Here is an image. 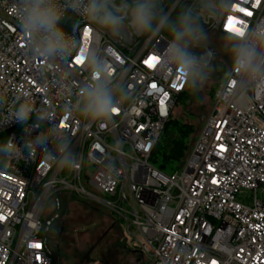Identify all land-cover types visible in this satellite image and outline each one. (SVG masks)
Returning <instances> with one entry per match:
<instances>
[{
  "label": "built area",
  "instance_id": "built-area-1",
  "mask_svg": "<svg viewBox=\"0 0 264 264\" xmlns=\"http://www.w3.org/2000/svg\"><path fill=\"white\" fill-rule=\"evenodd\" d=\"M177 2L166 12L172 15ZM18 4L0 0V95L7 101L0 120L22 99L52 119L35 130V115L28 125L0 127V141L12 136L20 145L0 161V264H53L44 214L62 191L111 212L126 247L150 256L151 264H264V200L238 199L264 187V76L241 78L231 66L186 164L166 173L151 157L187 83L178 70L145 61L162 54L170 38L140 37L121 49L69 12L63 26L77 50L67 60H46L33 54L19 27ZM229 17L264 44V0H232L220 25L226 35ZM81 50H95L128 93L107 121L85 122L64 109L89 79L86 60L76 63ZM50 127L58 135L30 157L24 141ZM66 154L74 164L59 163Z\"/></svg>",
  "mask_w": 264,
  "mask_h": 264
},
{
  "label": "clouds",
  "instance_id": "clouds-1",
  "mask_svg": "<svg viewBox=\"0 0 264 264\" xmlns=\"http://www.w3.org/2000/svg\"><path fill=\"white\" fill-rule=\"evenodd\" d=\"M202 9H215L213 0H196L194 5L182 7L174 18L161 7V0H19L17 19L22 32L29 37L33 54L46 60H67L77 50V40L63 26L69 12L86 19L92 31L100 35L125 33L133 38H155L166 32L170 39L163 53L158 55L160 66L165 70H178L184 81L195 89L210 78L211 61L215 56L204 43L207 34L201 22ZM253 37L254 34L244 30L242 34L230 33L226 37L233 70L249 80L264 76V44L258 45ZM201 47L203 52L194 51ZM81 55L88 64L89 79L64 109L85 122L107 121L128 93L122 89L121 77L110 70L95 50H81ZM6 102L0 95V105ZM51 119L47 112L35 109L22 99L0 120V127L13 121L23 125L32 121L30 127L35 130ZM56 135V127L39 131L24 141V148L34 157L37 149L47 150ZM63 147L67 148V144ZM18 151L20 145L15 137L0 141V161H7ZM59 163L63 166L75 161L66 154Z\"/></svg>",
  "mask_w": 264,
  "mask_h": 264
},
{
  "label": "rangeland",
  "instance_id": "rangeland-1",
  "mask_svg": "<svg viewBox=\"0 0 264 264\" xmlns=\"http://www.w3.org/2000/svg\"><path fill=\"white\" fill-rule=\"evenodd\" d=\"M177 12L172 14L173 18ZM163 34L170 38L168 33ZM208 37L215 44L216 52L211 76L202 86L195 89L188 86L187 92L176 101L159 139V142L165 139L167 144L179 139L180 127L185 137L190 138L188 158L211 112L216 90L232 66L227 35L218 31ZM169 170L168 173L175 172ZM255 194L264 200V187L257 192L243 191L238 199L246 201ZM59 205L60 217L52 223L48 239L52 251L58 253L56 264H151L150 256L126 247L122 223L106 208L83 201L68 191L59 194ZM56 212L57 201L51 197L46 203L45 219Z\"/></svg>",
  "mask_w": 264,
  "mask_h": 264
},
{
  "label": "trees",
  "instance_id": "trees-1",
  "mask_svg": "<svg viewBox=\"0 0 264 264\" xmlns=\"http://www.w3.org/2000/svg\"><path fill=\"white\" fill-rule=\"evenodd\" d=\"M188 86L189 85L187 84L185 91L182 94H180L179 97H181L182 95H184L187 92ZM179 97H178V99H179ZM179 129L178 130L181 134L179 136V139H173L172 142H170V144L165 143V139L161 142L158 141V143L155 146L154 151L152 153V157H151L152 163L157 168L161 169L162 171H164L166 173H168L170 171L169 169H171L172 171H176L177 169L183 168L184 165L186 164L185 161L189 155L188 149L190 146V138L188 136L189 140L187 141L188 138L185 137L184 131L181 130L180 127H179ZM185 133L187 134V132H185ZM159 155H160V157H159ZM53 264H56V263L53 262Z\"/></svg>",
  "mask_w": 264,
  "mask_h": 264
},
{
  "label": "water",
  "instance_id": "water-1",
  "mask_svg": "<svg viewBox=\"0 0 264 264\" xmlns=\"http://www.w3.org/2000/svg\"><path fill=\"white\" fill-rule=\"evenodd\" d=\"M231 1L232 0H220L218 15L214 18V23L206 30V34L213 31V30L220 31V25H221L222 19H223L225 13L227 12V10L229 8V4ZM73 33H76V28L73 30ZM124 34L125 33H121L120 35L114 36V35L105 33V35L111 37L114 40L115 44L119 48L127 49V44H133L134 41H131V40L129 41L128 39L124 38ZM125 35H127V34H125ZM138 43L134 44V47L131 49H128V51L132 52ZM55 199L57 201V212L45 219L44 227H43V233H44L43 239H44L45 248H46L47 253L53 258L54 263H57V261H58L57 254L58 253L52 251L51 247L48 245V238L51 236V233L49 231L51 224L53 223V221L56 218L60 217V214L58 213L59 206H60L59 205V194L55 195Z\"/></svg>",
  "mask_w": 264,
  "mask_h": 264
},
{
  "label": "flooded vegetation",
  "instance_id": "flooded-vegetation-1",
  "mask_svg": "<svg viewBox=\"0 0 264 264\" xmlns=\"http://www.w3.org/2000/svg\"><path fill=\"white\" fill-rule=\"evenodd\" d=\"M175 2H176V0H161V7L165 11H167ZM195 2H196V0H178V2L175 4V7H174V9L172 11V14L177 12L178 10H180L182 7H185L187 5H189V6L194 5ZM213 3L215 4V9H213L211 11H209L207 9H202L201 10V17H202L201 22H202L205 30H207L214 23V18L218 15V12H219L220 0H213ZM214 32H218V31L217 30H213V31L207 33V38L204 41V43L207 45V47L209 49H211L212 51L215 52V44L212 43V41L208 40V38H209L208 36L211 35ZM124 38L128 39L129 41L131 40V41H134V42H137L140 39V38H133V37H130V36L125 35V34H124ZM194 51H196L197 53H200V52L204 51V48L203 47L197 48V49H194ZM213 60H214V58L211 61V66L213 64Z\"/></svg>",
  "mask_w": 264,
  "mask_h": 264
},
{
  "label": "snow or ice",
  "instance_id": "snow-or-ice-1",
  "mask_svg": "<svg viewBox=\"0 0 264 264\" xmlns=\"http://www.w3.org/2000/svg\"><path fill=\"white\" fill-rule=\"evenodd\" d=\"M241 12H244L245 9L243 8H240L239 9ZM248 15H251V13H247ZM238 23H242V21H235V18L234 17H229L228 19V22L226 24V28L227 30L230 32V33H234V34H242L243 33V29L240 28V27H237L236 24ZM84 36H88L89 35V32L88 30H85L84 33H83ZM84 60V56L83 55H80L76 58V63L77 64H80L82 63V61ZM159 61V58L158 56H150L146 61L145 63L150 66V67H154ZM155 87V86H153ZM114 111H117V110H114ZM39 245H37L38 247Z\"/></svg>",
  "mask_w": 264,
  "mask_h": 264
}]
</instances>
